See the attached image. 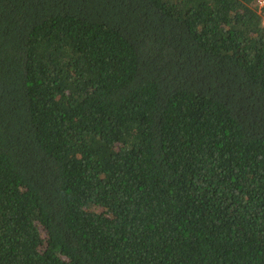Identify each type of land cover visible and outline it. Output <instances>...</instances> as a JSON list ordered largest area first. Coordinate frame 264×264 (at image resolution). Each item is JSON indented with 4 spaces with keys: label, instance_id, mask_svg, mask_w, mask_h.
I'll list each match as a JSON object with an SVG mask.
<instances>
[{
    "label": "trees",
    "instance_id": "16d2710c",
    "mask_svg": "<svg viewBox=\"0 0 264 264\" xmlns=\"http://www.w3.org/2000/svg\"><path fill=\"white\" fill-rule=\"evenodd\" d=\"M263 20L0 0V264H264Z\"/></svg>",
    "mask_w": 264,
    "mask_h": 264
},
{
    "label": "clouds",
    "instance_id": "9594fccd",
    "mask_svg": "<svg viewBox=\"0 0 264 264\" xmlns=\"http://www.w3.org/2000/svg\"><path fill=\"white\" fill-rule=\"evenodd\" d=\"M256 5H257L259 8L264 7V0H256ZM262 25L264 26V20H263V22H262Z\"/></svg>",
    "mask_w": 264,
    "mask_h": 264
}]
</instances>
